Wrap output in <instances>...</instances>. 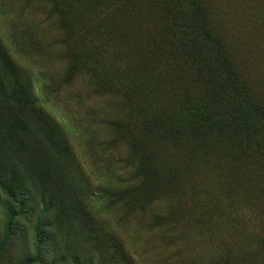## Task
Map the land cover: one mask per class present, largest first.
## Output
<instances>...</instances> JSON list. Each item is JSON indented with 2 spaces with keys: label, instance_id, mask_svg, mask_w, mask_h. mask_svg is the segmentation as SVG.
<instances>
[{
  "label": "rangeland",
  "instance_id": "obj_1",
  "mask_svg": "<svg viewBox=\"0 0 264 264\" xmlns=\"http://www.w3.org/2000/svg\"><path fill=\"white\" fill-rule=\"evenodd\" d=\"M128 1L0 0V117L14 107L5 98L19 81L48 120L47 128L30 112L29 153L61 182L52 207L35 203L11 239L0 204V264H40L39 252L44 264H74L73 254L85 264L86 233L98 245L120 244L134 264H264V161L231 155L210 134L190 139L185 108L205 93L172 71L191 61L160 53L169 41L159 4ZM198 1L240 80L264 105V13L249 0ZM201 154L247 175L237 186L216 185L218 209L204 198Z\"/></svg>",
  "mask_w": 264,
  "mask_h": 264
},
{
  "label": "trees",
  "instance_id": "obj_2",
  "mask_svg": "<svg viewBox=\"0 0 264 264\" xmlns=\"http://www.w3.org/2000/svg\"><path fill=\"white\" fill-rule=\"evenodd\" d=\"M150 1L161 7L165 21L163 38L169 41V45L163 42L160 53L163 56L165 54V60L170 62L172 53L191 61L189 68L177 67L172 73L190 76L205 93V99H201L194 107L185 108L191 123V128L187 130L190 139L199 143L209 139L210 134L217 143H228L231 155L241 153L246 158L253 155L264 161V105L253 99L249 89L240 80L224 45L209 27L203 5L198 0ZM250 3L256 13H264V2L249 0ZM63 6L64 13H67L69 6L65 3ZM258 23L263 25L264 16ZM178 96L184 97L181 94ZM5 99H10L14 107L7 115L0 117V204L6 208L5 235L11 239L17 236L21 221L34 214L35 203L39 202L46 209L52 207L53 199L61 192V182L54 181L53 169L46 162L36 160L29 153L35 146V139L24 135L29 132L33 122L28 118L31 117L30 112L41 117L48 128L44 112L40 109L34 111L31 95L19 81L14 82ZM180 101L183 104L184 99ZM165 112L170 115L169 110ZM61 146L64 147V144ZM197 172L204 185V198L215 209L219 206L216 185L226 183L237 186L239 178L247 177L237 169L234 174L225 159L213 154L199 156ZM204 177H209L213 183ZM250 185L251 181L247 186ZM38 240L40 246L49 249L40 232ZM96 241L99 239L87 233L84 236V243L92 246L84 254L85 264H95L98 260L101 262L104 257H108L109 264H134L120 244L113 242L103 246ZM81 259L79 255L73 254L74 264H80ZM34 260L44 264L41 252ZM62 260H66V257Z\"/></svg>",
  "mask_w": 264,
  "mask_h": 264
}]
</instances>
